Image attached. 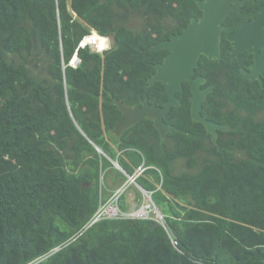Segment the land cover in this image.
<instances>
[{"label": "trees", "instance_id": "16d2710c", "mask_svg": "<svg viewBox=\"0 0 264 264\" xmlns=\"http://www.w3.org/2000/svg\"><path fill=\"white\" fill-rule=\"evenodd\" d=\"M200 15L196 0H0V264H264V100L230 61L201 56L194 74L214 86L201 112L232 128L215 143L186 82L165 139L152 119L113 134L116 100L163 106L146 81L168 50L148 48ZM93 32L111 46L81 48ZM130 177L161 221L91 224Z\"/></svg>", "mask_w": 264, "mask_h": 264}, {"label": "water", "instance_id": "95a60500", "mask_svg": "<svg viewBox=\"0 0 264 264\" xmlns=\"http://www.w3.org/2000/svg\"><path fill=\"white\" fill-rule=\"evenodd\" d=\"M244 1L197 0V7L202 12L198 19L191 18L180 33L174 34L170 39L160 41L148 48V51L151 52L168 50V53L160 63L153 64L155 71L146 81V87L152 86L155 82H160L164 85L163 93L167 96V99L163 106L150 104L147 99L133 106L126 105L121 100H116V107L121 113L113 128V134L116 137H119L123 131L142 120L152 119L161 139H165L171 129L163 123V118L173 107L179 108L180 101L176 97V92L182 89L184 82L188 84L191 94L189 98L191 121L201 123L214 143L216 142L218 130H229L226 126L207 120L206 115H201L202 105L207 95L213 91V87L209 86L202 89L201 86L205 84L206 79L202 76H194V74L201 56L208 61L220 60L222 23L231 12L239 11V5ZM259 12H261L260 18L246 23L236 33L226 37L231 43V49L228 54L229 59H234L241 51L253 45L251 33L255 30L259 31L260 27L264 25L262 18L264 16V6ZM77 61L78 59L75 57L71 61V65ZM242 73H244L245 79L253 78V69L249 73L244 71ZM114 165L119 169L116 163ZM134 184L149 199V203L152 204L154 210L160 214L153 204L150 194L140 188L135 182Z\"/></svg>", "mask_w": 264, "mask_h": 264}, {"label": "flooded vegetation", "instance_id": "af4514ba", "mask_svg": "<svg viewBox=\"0 0 264 264\" xmlns=\"http://www.w3.org/2000/svg\"><path fill=\"white\" fill-rule=\"evenodd\" d=\"M237 1L242 2L244 0H237ZM263 6H264V0H245L243 3L239 5V11L231 12L223 21L222 23L223 29L220 38V60H222L224 56L225 61L231 62V64H229L228 66H231L235 71L236 77L239 80H241L243 83H245V85H247V87L249 88L248 94L252 102H256L257 97L264 100V25L260 27L259 31L255 30L254 32L251 33V41L253 42V45L250 46V48L241 51L234 59L228 58L229 50L231 49V43L226 39V37L230 34L236 33L246 23L253 22L256 19L260 18L259 16L261 15V12H259V10ZM229 17L230 19H228ZM262 18L264 20V16ZM252 69H253V74H252L253 78L245 79L244 73H242V71L249 73L252 71ZM222 83L225 85L228 84V81L226 82L225 80H223ZM202 86L201 88L203 89ZM209 86H212L214 89L213 85H209ZM220 111L221 114L224 115H229V114H233V116L246 115L244 111H242L237 105H234L231 102L222 103ZM201 115H206L207 120H210L221 126L228 127L229 130L226 131L218 130L217 138L221 133H222V137H224L225 134L230 133L232 131V128L229 126L226 120H223L221 118H219L220 121L211 120L208 118V114L205 112L204 113L201 112ZM257 116L264 117V112L252 115L253 118H257Z\"/></svg>", "mask_w": 264, "mask_h": 264}, {"label": "built area", "instance_id": "2783aa9c", "mask_svg": "<svg viewBox=\"0 0 264 264\" xmlns=\"http://www.w3.org/2000/svg\"><path fill=\"white\" fill-rule=\"evenodd\" d=\"M107 41L108 38L99 36L98 34L93 32L90 35L84 37L79 46L81 48L89 47L93 52L101 53L102 51L107 49ZM140 174L141 171H136L135 176H138ZM133 180L134 178L131 177L129 178L128 182H132ZM123 187L124 186L117 189L107 202H105L104 204H100L91 221V224L102 218H147L150 216L149 214L151 211L155 213V218L161 221V215L154 210V207L151 203H148L145 208L141 207L138 210L130 211L129 213L123 212L117 204L119 196L123 193L121 191Z\"/></svg>", "mask_w": 264, "mask_h": 264}, {"label": "rangeland", "instance_id": "374dc122", "mask_svg": "<svg viewBox=\"0 0 264 264\" xmlns=\"http://www.w3.org/2000/svg\"><path fill=\"white\" fill-rule=\"evenodd\" d=\"M134 22L137 23V20ZM110 46H111V40L108 38L107 48H109ZM123 186L124 187L121 189V191L123 192L122 195H124V200L122 203H119V201L117 202L118 207L120 209H121V205L125 207L126 209L124 210V212L126 213H129L130 211L138 210L141 207L145 208V206L149 203V199L138 190L136 185L133 184L132 182H126L124 183ZM157 211L159 212L158 209ZM151 214L155 216V213L153 211H151L149 215Z\"/></svg>", "mask_w": 264, "mask_h": 264}, {"label": "clouds", "instance_id": "9594fccd", "mask_svg": "<svg viewBox=\"0 0 264 264\" xmlns=\"http://www.w3.org/2000/svg\"><path fill=\"white\" fill-rule=\"evenodd\" d=\"M77 62H78V61H77ZM77 62H75L72 66H75ZM128 180H129V179H128ZM132 183L134 184V182H132ZM161 217H162V216H161Z\"/></svg>", "mask_w": 264, "mask_h": 264}]
</instances>
